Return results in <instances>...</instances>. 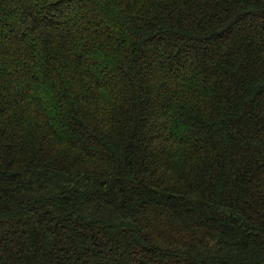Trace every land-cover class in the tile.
Listing matches in <instances>:
<instances>
[{
	"label": "trees",
	"instance_id": "16d2710c",
	"mask_svg": "<svg viewBox=\"0 0 264 264\" xmlns=\"http://www.w3.org/2000/svg\"><path fill=\"white\" fill-rule=\"evenodd\" d=\"M0 264H264V0H0Z\"/></svg>",
	"mask_w": 264,
	"mask_h": 264
}]
</instances>
